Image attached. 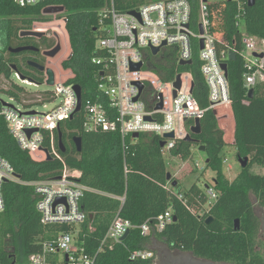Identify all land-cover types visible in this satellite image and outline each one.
Returning <instances> with one entry per match:
<instances>
[{"label": "trees", "instance_id": "obj_1", "mask_svg": "<svg viewBox=\"0 0 264 264\" xmlns=\"http://www.w3.org/2000/svg\"><path fill=\"white\" fill-rule=\"evenodd\" d=\"M113 3L119 12H127L144 5L145 0H113ZM47 4L19 7L11 0H0V38L5 36L10 47L17 44L21 41L18 40L21 31L30 30L36 21L48 20L42 15V9ZM56 4L64 7L62 16L67 20L66 31L71 49L69 59L62 66L71 69L75 75L72 84L81 88L82 108L71 119L58 124L53 132L56 155L50 154L49 159L42 162L32 161L19 148L0 118V158L11 165L19 180L2 186L5 208L0 213L1 263L12 264L15 261V264H26L30 254L39 252L43 241L67 229L65 226L42 225L36 211L34 189L21 184L55 179L66 167L79 172V182L92 190L85 193L82 200L88 222L80 227L77 241L95 256L94 264H154L153 259L130 261L129 256L137 251H152L156 245L213 263L264 264V255L256 250L260 246L256 242L258 220L253 214L250 200V195H253L264 206V175H255L250 171L253 166L264 169V82L253 87V98L248 99L243 84L244 62L238 53L241 32L233 23L235 3L228 1L210 5L211 30L223 38L225 43L222 46H232L236 56L235 60L227 62L234 122L233 146L237 156L248 157L249 164L233 181L224 177L220 157L226 146L224 133L212 112L201 119V134L192 135L198 144L180 141L171 151V157L186 162L191 159L194 148H205L209 160L205 170L211 169L215 173L212 181L217 197L202 218L197 213L202 210L207 198L201 187L193 184L183 190L178 184L176 188H171L167 181L168 169L161 154L160 137L140 134L134 140L128 137L123 144L118 133L87 131L84 128L85 102L100 101L106 105L104 98L98 99L96 85L101 80L100 69L109 62V55L96 49V41L101 36L98 12L109 5V0H61ZM245 12L242 23L245 33L264 39V1L256 0L255 6L246 7ZM41 44L35 46L47 50L55 46L53 41ZM2 54L0 75L8 79L14 72L13 68H16L18 75L26 80L43 83V73L26 65L22 67L13 54ZM95 58L100 59L102 65L92 64ZM154 67L158 74H162L163 80L173 78L172 60L161 61ZM189 70L194 78V95L200 106L206 108V88L199 64L194 61ZM0 92L18 101L26 96L15 85ZM50 96L51 93L47 92L39 101L51 102ZM59 135L64 153L58 146ZM74 138L81 141L80 152H77ZM43 146L49 147L48 135ZM167 210L171 211L172 222L161 232H155L154 219ZM116 214L135 228L130 230L122 243L98 251L100 241ZM208 217L212 221L206 224ZM235 220L239 221L237 231L234 230ZM146 222L152 230L148 236H142L138 227ZM88 225L93 228L92 232L88 230ZM11 250L13 253L9 256Z\"/></svg>", "mask_w": 264, "mask_h": 264}, {"label": "built area", "instance_id": "obj_2", "mask_svg": "<svg viewBox=\"0 0 264 264\" xmlns=\"http://www.w3.org/2000/svg\"><path fill=\"white\" fill-rule=\"evenodd\" d=\"M11 1L19 7L48 3L44 6L45 9L60 6L56 2L61 0ZM223 2L228 0H153L130 11L119 12L113 0H109V5L98 12L97 22L101 36L96 41V49L106 51L109 55V62L101 66V80L96 85L97 97L104 98L106 105L100 101L85 102L84 128L87 131L118 133L123 144L128 137L136 139L132 137L134 134L157 135L160 141H165V145L160 148L161 154L171 159V151L190 133L195 120L201 121L209 112L216 117L224 136L225 127L233 130L229 84L221 65L227 64L230 53L234 52L231 45L222 46L225 43L223 38L211 30L210 5ZM229 2L235 3L233 23L241 32L238 53L244 62L243 84L248 92L255 85L264 82V39L249 36L243 30L247 0ZM132 11L137 13L138 17L129 14ZM62 14L45 16L48 20L36 21L28 30L42 35L51 32L61 43H67L65 51L60 44L57 61L53 63L52 58H46L44 67L47 69V63L53 65L50 70L53 72L54 84L50 97L51 102L58 101L57 104L47 112H35L31 115L28 114L31 110L21 111L0 102V118L4 120L8 133L34 162L45 161L50 154L56 155L53 132L60 122L74 114L77 106L75 85L72 84L75 75L71 69H64L62 66L71 55L66 31L67 20ZM56 16L62 17L56 19ZM152 48H159L156 55H153ZM254 53L263 54V58L254 57ZM168 59L174 64V72L173 78L165 81L162 74L155 71L154 66ZM189 61L190 65L180 66V62ZM194 61L199 64L206 88V108L200 106L194 95V78L189 70ZM92 64L102 65L101 60L96 58L92 59ZM138 64H141L140 70H130L131 66ZM14 74L20 79L17 73ZM177 76L180 81L179 89L173 86ZM43 78L46 79L45 76ZM136 84L142 85V90H139ZM160 104L161 109H157ZM146 117L151 120L146 121ZM29 131H32L30 135ZM170 133L173 134V139H163L165 134ZM46 135L49 137L48 148L43 146ZM227 162L225 159L224 163ZM194 164L200 173L206 171V164ZM79 179V172L64 167L59 179L21 183L34 189L36 211L40 215L42 225L67 228L43 241L39 252L30 254L26 264L95 263V256L89 254L77 241L80 227L88 222V215L82 208V200L85 193L92 192L80 183ZM18 181L11 165L0 158V213L5 208L3 184ZM213 184L210 180L201 187L207 202L197 213L200 218L204 217L207 209L216 200L217 194ZM58 200L64 202H57ZM171 222L172 214L167 210L154 219L153 230L161 232ZM133 228L135 227L130 222L116 214L100 241L98 251L111 249L114 245L122 243L121 238ZM138 229L142 236H148L152 230L147 222ZM88 230L92 232L93 228L88 225ZM151 259L154 260V253L150 250L137 251L129 256L130 261Z\"/></svg>", "mask_w": 264, "mask_h": 264}, {"label": "rangeland", "instance_id": "obj_3", "mask_svg": "<svg viewBox=\"0 0 264 264\" xmlns=\"http://www.w3.org/2000/svg\"><path fill=\"white\" fill-rule=\"evenodd\" d=\"M152 1L153 0H145V3ZM60 17L62 16H56V19H59ZM47 35L55 43V45L58 44L60 46L61 44L62 50L64 49L65 51V49L67 48L66 41H64V43H61V41L57 39L56 35L54 33L52 34L51 32H48ZM58 54L59 52L56 55ZM51 60L53 63L56 62L57 56L53 57ZM52 67L53 65H49L47 63V69H50ZM12 85L21 88L26 93V96L22 97L21 101H18L5 94L4 92H0V102L12 105L13 107L21 111L31 110L36 113H44L51 110L54 104H57L58 102L39 101L41 97L44 96L47 92L52 91V87L46 86L44 83L27 84L20 79H17L14 72L11 73L8 79L3 75H0V91L8 90ZM221 125L224 126V124L222 123ZM223 130L225 132L224 141L226 146L220 154V157L222 156L221 167L224 177L231 182L240 173L241 168L237 163V155L233 146L234 128L233 130H229L225 127ZM192 153L193 154L191 159L186 162L181 161L179 158L171 159L170 157H164L168 172L171 173L173 179L178 182L180 188H182L183 190H187L193 184L202 187L203 184L209 183L210 180H212L215 176V173L211 171V169H207L205 172L200 173L195 168V162H199L201 165H205V160L207 158L206 153L200 152L198 148H194L192 150ZM225 159L228 161L227 163H224ZM250 171L255 175H264V169L259 166H253ZM252 202L255 206L254 200H252ZM152 251L154 253V264H171V260L175 261L179 258L188 259L189 257H192V255L189 253L182 254L178 251H171L163 245H156L155 248L152 249ZM165 260L169 261V263L164 262Z\"/></svg>", "mask_w": 264, "mask_h": 264}, {"label": "water", "instance_id": "obj_4", "mask_svg": "<svg viewBox=\"0 0 264 264\" xmlns=\"http://www.w3.org/2000/svg\"><path fill=\"white\" fill-rule=\"evenodd\" d=\"M230 1V0H228ZM256 4V0H247V8H252L254 7ZM64 12V7L63 6H54V7H47L45 9H43L42 11V14L44 16H51V15H57V14H61ZM129 14L131 15H135L136 17H138V14L135 13V12H130ZM20 36L21 37H36V38H41L42 37V34H39V33H33V32H29V31H23L20 33ZM165 45V44H163ZM9 53H12V54H18V53H21V52H28V51H38L36 48H33V47H20V48H8L7 49ZM159 48H152V53L153 55H156L157 52H158ZM60 51V46L58 44H56L52 49L48 50V51H45L43 53V55L46 57V58H53L56 56V54ZM254 57L256 58H263V54H256L254 53L253 54ZM236 56L234 53H230L229 55V61H233L235 60ZM191 62H180V66H186V65H190ZM28 66L37 70L38 72L40 73H43V75L46 77V79L43 81V83L46 85V86H49V87H52L53 84H54V76H53V72L50 70V69H46L44 68L43 66L35 63V62H29L28 63ZM141 68V64H138V65H133L131 66L130 70L131 71H138L140 70ZM221 69L225 72V74H227V64H222L221 65ZM13 71L15 73L16 72V68H13ZM18 74V73H17ZM102 75V73H101ZM20 80L21 81H27L29 82L30 84H34L32 81L30 80H26L24 77L22 76H19ZM139 88V90H142V85L140 84H136ZM174 88L175 89H179L180 87V81H179V76L176 77V81L174 83ZM74 90H75V93H76V97H77V106H76V109L74 111V114L79 112L82 108V92H81V88L80 86L78 85H75L74 86ZM253 94H254V90L253 89H249V91L247 92V97L248 99H252L253 98ZM174 96H175V92H174ZM3 105L5 106H8V107H12V105H9V104H6V103H2ZM157 109H161V104L157 106ZM28 114H35L34 111H31L29 112ZM73 114V115H74ZM73 115H71L69 117V119H71L73 117ZM146 121H150L151 119L149 117H146L145 118ZM58 128V126H57ZM30 133H32V131H29L28 132V135H30ZM201 134V126H200V121L199 120H195L194 122V126L190 128V133L186 136V138L183 140L185 142H192L194 144H198V141L193 139L192 138V135H200ZM133 138H137L138 135L137 134H134L132 136ZM163 139H173V134L170 133V134H165L163 136ZM73 142L75 144V147L77 149V152H80L81 151V141L79 138H74L73 139ZM160 148H162L164 145H165V141H160ZM58 146H59V149L61 150L62 153L65 152V149H64V146L62 144V140H61V136L59 135V140H58ZM198 150L200 152H204L205 151V148L204 146H199ZM49 159V156L47 157V160ZM209 163V160H205V164L207 165ZM239 164H240V167L241 169H245L248 165V157H244V158H239ZM56 179H59V177H56ZM166 179L167 181L170 183L171 185V188H176L177 185H178V182L173 179L171 173L167 172L166 174ZM57 202H64L63 200H58ZM175 219H173L174 221ZM212 221V218L211 217H208L206 220H205V223L206 224H209L211 223ZM238 225H239V221L238 220H235L234 221V230L237 231L238 230ZM129 232H126L125 235L121 238V241H124L127 236H128ZM12 264H15V261L12 262Z\"/></svg>", "mask_w": 264, "mask_h": 264}, {"label": "flooded vegetation", "instance_id": "obj_5", "mask_svg": "<svg viewBox=\"0 0 264 264\" xmlns=\"http://www.w3.org/2000/svg\"><path fill=\"white\" fill-rule=\"evenodd\" d=\"M21 32H23V31H21ZM20 33L18 35V37H19L18 40H21V41H19L17 44L13 45L12 47H10L9 45H7L8 42L6 41V37L2 35V38H0V54L3 53L2 54L3 56H6L8 54H12V53H9L8 52V50H7L8 48H14V49H16V48H20V47H33V48H36L38 51H36V52H34V51H32V52L31 51H28V52H21V53H18V54H13L14 55V59L22 67L26 65L28 68L33 69V68H31V67L28 66V63L29 62H35V63L38 62L37 64L45 67L46 57L43 55V53L45 51H48V50L47 49H44L41 46L38 48L35 45L36 44H39V43L40 44L41 43L42 44L49 43L50 41H52L50 39V37L47 36V35H42L41 38H36V37H21L20 36ZM204 153H205V151H204ZM239 158H244V157L237 156V163L238 164H239ZM207 159L208 158H206V160ZM248 164H249V161H248ZM239 166H240V164H239ZM240 173H241V171H240ZM239 174L234 179H236L239 176ZM250 200H251V203H252L253 214H254V216L258 220L256 242L260 246L256 247V250L257 251H260V253L262 255H264V206L260 205L256 201V199H255V197L253 195H250ZM252 200H254L255 206L253 205ZM238 229H239V225H238ZM8 253H9V256H11L13 252L11 250ZM182 254H185V253H182ZM164 262L169 263V261H166V260ZM170 263L171 264H176V263L177 264H226V263H213V262H209V261H206V260L194 258L193 256L192 257H189L188 259L179 258L178 260H175V261L174 260H171Z\"/></svg>", "mask_w": 264, "mask_h": 264}]
</instances>
